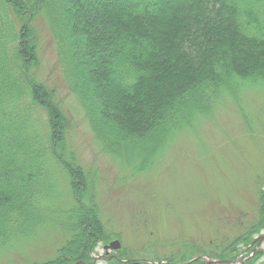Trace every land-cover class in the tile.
<instances>
[{"label":"trees","instance_id":"obj_1","mask_svg":"<svg viewBox=\"0 0 264 264\" xmlns=\"http://www.w3.org/2000/svg\"><path fill=\"white\" fill-rule=\"evenodd\" d=\"M38 16L93 139L143 172L171 136L209 120L222 94L264 85V0H0V246L55 221L50 202L61 168L73 199L60 224L66 237L52 258L30 264L92 262L95 247L118 235L102 223L93 197L84 201L89 178L67 142L66 116L31 69ZM259 197L247 234L214 259L233 261L240 242L255 246L264 190ZM262 255L256 250L242 264H264ZM186 257L148 263L118 250L103 264H224Z\"/></svg>","mask_w":264,"mask_h":264},{"label":"rangeland","instance_id":"obj_2","mask_svg":"<svg viewBox=\"0 0 264 264\" xmlns=\"http://www.w3.org/2000/svg\"><path fill=\"white\" fill-rule=\"evenodd\" d=\"M33 28L39 50L38 65L31 69L36 80L54 91L68 122L67 142L87 170L89 190L84 201L93 197L102 223L118 235L110 241L117 240L119 250L138 259L176 261L182 255L214 259L229 242L247 234L264 190L263 84H247L225 99L222 94L209 120L175 133L151 168L136 172L123 164L122 156L108 154L93 139L59 70L45 21L38 16ZM43 112H36L41 122ZM54 179L57 186L50 205L57 210L55 221L0 246V264L52 258L65 239L60 224L73 199L61 168ZM102 245L92 256L103 264L114 251L106 253ZM238 246L234 256L241 264L247 258V242Z\"/></svg>","mask_w":264,"mask_h":264},{"label":"water","instance_id":"obj_3","mask_svg":"<svg viewBox=\"0 0 264 264\" xmlns=\"http://www.w3.org/2000/svg\"><path fill=\"white\" fill-rule=\"evenodd\" d=\"M260 239H262V237H260ZM119 248V243L118 241H112L110 242L109 244L103 246V249L106 250V252H108L109 250H116ZM201 258H203L206 262H214V263H223V262H229L230 261H227V260H212L210 259L209 257H205V256H200ZM194 259H197V258H193ZM76 264H94V263H81V262H77ZM231 264V263H230Z\"/></svg>","mask_w":264,"mask_h":264}]
</instances>
